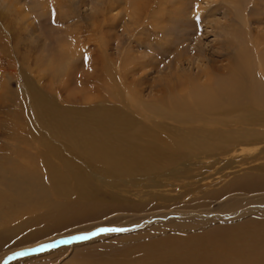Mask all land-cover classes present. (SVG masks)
Listing matches in <instances>:
<instances>
[{
  "label": "rangeland",
  "instance_id": "374dc122",
  "mask_svg": "<svg viewBox=\"0 0 264 264\" xmlns=\"http://www.w3.org/2000/svg\"><path fill=\"white\" fill-rule=\"evenodd\" d=\"M127 1L0 0V180L9 176L8 173L20 182L26 180V169L20 166L25 164L26 168L35 165L41 175H47L49 170L43 166L42 157L64 179L62 192L50 196L48 204L31 208L29 214L21 213L24 217L20 220L16 219L15 212H2L7 214L0 226V238H5L1 242L2 252L12 250L16 244V247L29 245L58 234L91 232L94 229L89 231L90 226L110 224L117 219L120 221L104 225L105 229L134 221L139 223L136 218L154 212L126 213L115 211L117 204L111 202L115 208L110 201L89 202L87 196L79 193V172L93 178L94 184V179L106 168L98 158L77 155L70 140L80 144L95 140L106 127L103 137L126 161L141 160L143 153L159 142L199 136L194 125L179 126L167 121L165 125L171 126L164 127L155 117L148 115V118L149 113L130 110L127 92L120 83L128 87L129 93L138 92L136 98L140 100H150L162 85L171 84V93H178L177 86L185 84L182 77L198 76L209 66L207 58L217 62L219 70L228 68L226 58L219 51L223 52L220 47L224 43L238 42L231 31L226 30L230 25L235 24L234 29L240 34L251 27L252 37L256 29H264V0ZM140 6L142 8L136 10L139 14L135 13ZM129 12L134 14L135 22L128 16ZM223 29L226 32L221 31ZM239 40L244 46L249 45L246 36L244 41ZM227 52L231 54L233 49ZM168 64L170 68L165 70ZM212 74L219 76L216 72ZM122 78L125 84L120 81ZM64 117L66 121L61 120ZM104 120L110 121L106 124ZM73 129H82V135L76 137ZM213 129L219 128L211 127ZM31 157L36 162L28 159ZM261 163L264 157L249 164L251 168L247 173L239 171L232 176L241 179L261 175L264 178V172L258 170L260 167H254ZM226 180L220 184L212 181L209 189L217 190ZM10 188L11 185L0 186V192L8 196ZM7 199L0 198V204ZM259 199L264 201V185L246 193L240 188L230 194L223 190L219 199L203 203L202 212L217 214L238 201L231 212L241 208V213L238 211L234 218L218 219L199 228H183L182 232L177 225L164 226L163 221L157 223L163 228L155 227L154 223L139 232L130 226L123 236L109 235L107 231L96 239L104 235L107 238L86 240L80 246L51 255H44L49 251L41 250L37 252L41 257H16L4 264H110L116 259H124L125 264H137L151 261L152 254L160 249L152 242L159 238L176 236L180 240L211 233L225 238L229 248H237L248 240L238 241L233 235L234 227L244 224L249 233L260 232L258 226L264 228V208L251 213L245 210L264 203ZM181 220L177 219L178 223L184 221ZM208 221L213 220L208 218ZM91 241L94 242L88 243ZM255 257L252 261L253 256L249 254L242 264H264V250Z\"/></svg>",
  "mask_w": 264,
  "mask_h": 264
},
{
  "label": "bare ground",
  "instance_id": "6f19581e",
  "mask_svg": "<svg viewBox=\"0 0 264 264\" xmlns=\"http://www.w3.org/2000/svg\"><path fill=\"white\" fill-rule=\"evenodd\" d=\"M236 3L238 4V2ZM127 4L129 5V3ZM138 8H142V6L135 9L137 14H139L136 11ZM236 12L238 11L236 10ZM128 16L131 19L134 18L132 12H129ZM239 18L240 16H238ZM133 21L135 22V19ZM244 23L247 22L244 21ZM234 28H236L235 24L230 25L226 30L231 31V36L237 38L238 42L235 44L233 42L224 43L220 47L223 52L219 51V54L226 58L228 68L219 70L218 63L205 56L210 62L209 66H205L198 76L189 75L186 77L184 75L182 78L185 79V84L182 86L181 83L177 86L178 93H171L172 89H169L171 84L162 85L157 92L155 91L157 95L149 98L150 100L143 98L140 100V98H136V95L139 96L138 92L129 93L128 87L120 83L121 88L127 92L125 94L129 98L127 102L131 103V105L128 104L130 110L135 113L140 112V114L147 112L149 113L146 115L147 117L148 115L155 117L158 119V123L164 127L171 126L165 125L167 121L174 123L173 125H194L199 136L173 142H159L149 147L143 153L141 160L129 159L126 161L103 137L106 127L95 140L88 139L81 144L70 140V146L74 148L77 155L83 154L89 159L98 158L103 161L101 164L106 168L101 175L94 179L95 185L93 178L79 172V193L87 196L89 202L110 201L109 203L117 204L115 211L126 213L154 212L136 218L139 219V223L132 221L133 223H128L126 226H111L110 228L123 229V231H108L110 233L99 231L107 227L104 225H112V222L120 221L117 219L110 224L92 225L88 229L89 231L94 229L91 232L83 230V232H72L74 234H58L51 237L52 239L45 238L33 244H20L17 247V244L14 243L15 247L6 253L1 251V242L5 238H0V264L16 257L17 259L30 256L41 257L42 255H38L37 252L41 251L42 246H44L43 250L49 251L44 255H51L58 251L80 246L84 241L87 242L90 239L95 238L94 241H96L102 237L107 238L105 233L109 235L116 233V235L123 236L128 233L125 230L130 226H134L131 228L133 231L139 232L154 223L155 227H162L157 223L163 221L164 226L177 225L182 232L183 228H199L207 223L216 222L218 219H227L234 214H239L237 212L241 210L240 207L235 213L231 212L232 208L238 206V201L229 204L217 214L202 212L204 210L202 209L203 203L206 200L219 199L223 190L230 194L240 188L243 193H246L250 192V189L254 190L258 186L264 185V178L261 175L246 176L241 179L235 175L232 176L239 171L250 170L249 164H254L264 157V29H256L254 37H252L251 27H247L241 34L237 33ZM226 30L221 31L226 32ZM245 36L250 47L248 44L244 46V43L242 44L239 40H243ZM229 48L233 49L231 54L227 52ZM169 68L170 64L166 66L165 70ZM225 69L227 74H225ZM157 72L159 71L157 70ZM212 72H216L219 76ZM107 78H110L109 74H107ZM123 78L120 80L122 83H124ZM164 89L165 93H163ZM61 120L66 121L65 117ZM107 121L110 120H104L106 124ZM211 127L219 129L212 131ZM73 133L76 137H80L83 130L73 129ZM245 147L253 148L247 150L244 149ZM48 149L52 155H56L50 148ZM261 155H263L262 158L257 159ZM28 159L36 162L34 157ZM41 159L43 166L49 170L46 171L47 175H41L37 166L31 165L32 167L26 168L25 164L20 166L26 169V174H28L26 180L20 182L19 178L17 180V177H14L12 173H8L9 176L6 175L8 180H5L6 176L0 180L1 187L11 185V193L7 192L8 196H5L6 193L0 192V198H8L6 202L0 204V226H3L1 220L7 216L2 213L3 211L15 212L16 219L20 220L24 217L21 213L29 214L28 210L41 204H48L50 196L62 192L63 177L56 170L50 168L44 157ZM140 167L142 169H138ZM254 167H260L258 170L264 172V163L255 164ZM226 170L230 171L225 172ZM72 172L74 174L75 171ZM239 174L237 175L241 176L242 173ZM248 174L250 175V173ZM226 178V182L217 190L209 189L213 186L212 181L220 184ZM258 201L264 202L260 199ZM28 205L30 207H27ZM57 205L61 209L60 204ZM206 206L208 207L207 204ZM263 208L264 203H259L245 210L251 213L252 210L256 212ZM208 218L213 221H208ZM177 219L184 221L180 224ZM192 223L197 226L191 225ZM258 231L260 232L249 233L244 224L234 227L233 235L238 238V241L248 240L237 248H229L225 238L222 239V236L212 233L207 236L192 235L180 240L176 236L169 237V239L159 238L152 242L160 249L152 254L151 261L137 264H242L249 254L253 256L252 261H254L255 256L264 250V241L262 240L264 228L258 226ZM102 234L105 235L96 239ZM64 236H66L65 240L62 239ZM79 237L87 238L79 239ZM184 241L185 246H182ZM54 248L58 249L53 250ZM18 250L21 252H16ZM32 252L35 254L32 255ZM18 253L25 254L18 255ZM171 253H173L172 256H170ZM229 257L236 259H227ZM110 264H125V261L116 259Z\"/></svg>",
  "mask_w": 264,
  "mask_h": 264
},
{
  "label": "snow or ice",
  "instance_id": "6c2138e0",
  "mask_svg": "<svg viewBox=\"0 0 264 264\" xmlns=\"http://www.w3.org/2000/svg\"><path fill=\"white\" fill-rule=\"evenodd\" d=\"M99 231H123V229H100ZM95 234V233H94ZM87 237H79V239H86ZM43 247L40 250H43ZM25 253H18V255H24Z\"/></svg>",
  "mask_w": 264,
  "mask_h": 264
}]
</instances>
